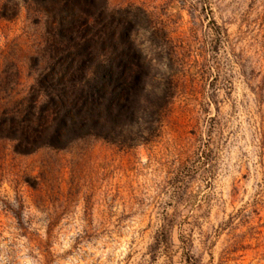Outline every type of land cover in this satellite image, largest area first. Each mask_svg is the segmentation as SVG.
<instances>
[{"label": "rangeland", "instance_id": "374dc122", "mask_svg": "<svg viewBox=\"0 0 264 264\" xmlns=\"http://www.w3.org/2000/svg\"><path fill=\"white\" fill-rule=\"evenodd\" d=\"M108 3L152 12L184 61L161 134L30 152L1 138L0 264H264V0ZM43 32L24 7L0 20L19 89Z\"/></svg>", "mask_w": 264, "mask_h": 264}, {"label": "trees", "instance_id": "16d2710c", "mask_svg": "<svg viewBox=\"0 0 264 264\" xmlns=\"http://www.w3.org/2000/svg\"><path fill=\"white\" fill-rule=\"evenodd\" d=\"M22 7L44 32L28 88L19 89V70L0 73V139L30 152L86 136L126 146L160 136L184 61L152 12L108 0H0V20Z\"/></svg>", "mask_w": 264, "mask_h": 264}]
</instances>
